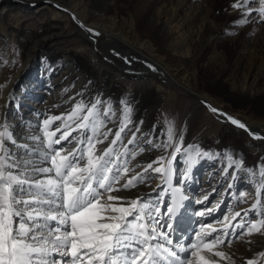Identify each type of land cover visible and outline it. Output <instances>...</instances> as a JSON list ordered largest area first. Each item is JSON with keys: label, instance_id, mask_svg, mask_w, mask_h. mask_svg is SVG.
I'll return each instance as SVG.
<instances>
[{"label": "bare ground", "instance_id": "obj_1", "mask_svg": "<svg viewBox=\"0 0 264 264\" xmlns=\"http://www.w3.org/2000/svg\"><path fill=\"white\" fill-rule=\"evenodd\" d=\"M261 8V0H0V132L6 129L15 141H5L9 154L48 166L29 150L45 151L41 141L46 132L65 123L75 128L68 115L79 105L82 117L99 101L96 107L105 125L100 132L111 129V133L97 149L107 147L123 127V144L117 142L115 148L124 152L126 146L129 154L135 153L134 159L128 157L129 167L146 177L144 183L111 195L129 201L149 196L151 203L160 205L170 201L157 217L166 225L164 211L172 206L169 195L179 188L185 199L176 210L170 234L175 244L177 231L184 233L179 242L186 251L177 254L186 264L189 260L200 264V256L209 264L255 260L264 248V228L259 233L247 231L250 224H259V217L264 220ZM36 69L40 72L31 73ZM39 90L48 98L37 99L38 109L31 110L28 102ZM52 117L64 119L45 126L44 121ZM229 117L245 127L233 124ZM159 119L165 123L164 132ZM170 128L171 146L165 149ZM231 131L234 136H229ZM60 135L56 132L54 138ZM85 135L86 130L71 131L54 147L67 146L65 151H70ZM181 137V151L172 159ZM191 152H197L198 158L192 159ZM160 156L171 160V187L164 181L148 186V172L150 177L161 174L143 169ZM180 159L185 169L177 170ZM164 163L168 167V160ZM28 168L31 176V165ZM218 184L221 191H215ZM242 188L246 190L232 199L220 221L216 216L203 220ZM258 189L260 205L253 209ZM209 203L210 211L200 210ZM252 214L257 217L247 221ZM239 230L251 237L248 249L229 240ZM214 237L224 243L209 251L204 244ZM216 251L224 252L225 258L215 256Z\"/></svg>", "mask_w": 264, "mask_h": 264}, {"label": "snow or ice", "instance_id": "obj_2", "mask_svg": "<svg viewBox=\"0 0 264 264\" xmlns=\"http://www.w3.org/2000/svg\"><path fill=\"white\" fill-rule=\"evenodd\" d=\"M260 12L264 13V8ZM99 103L91 105L82 117L78 115L82 110L78 105L77 110L67 117L73 120L75 128L67 123L57 125L55 131L46 132V139L41 141L45 151L29 150L30 153L36 151L42 157L41 164L48 166L10 155L5 141L13 144L15 141L6 129L0 132V264H186L177 254L186 249L179 242L174 244L170 234L176 210L185 199L179 188L173 189L172 206L164 211L168 219L166 225H161L157 219L161 211L158 203H151L143 197L129 201L111 195L144 183L146 177L129 167L128 157L130 155L134 159L135 153L129 154L126 146L124 152L115 148L117 142L123 144L120 136L123 127L114 134L107 147L97 149L96 145L103 144L111 133V129L100 132L105 125L99 119L96 107ZM212 111L217 110L213 108ZM61 119L64 118L52 117L45 120L44 125ZM229 119L233 124L245 127L243 123ZM63 128L70 130L63 131ZM78 130H86V135L76 140L70 151H65L67 146L54 147L66 140L71 131ZM56 132L61 133L59 138H54ZM34 139L40 140V137ZM133 141L134 137L128 140V144ZM168 141L165 149L171 146V128ZM181 145L182 137L174 148L172 159L181 151ZM24 147L28 148L27 145ZM166 160L168 167H165ZM153 164L158 166L153 167ZM29 165L31 176L27 175ZM149 169L160 173L164 183L171 187L172 169L168 157L160 156L148 163L143 171L148 172ZM130 171L133 173L131 176L128 175ZM261 175L264 176V170H261ZM121 180H124L123 184ZM261 187L264 188V182H261ZM256 196L253 209L260 205L259 189ZM112 201L121 203L118 206ZM262 228L264 220L250 224L247 231L249 234L253 231L259 233ZM223 243V239L214 237L204 247L211 251L212 247ZM191 255L197 253L192 252ZM214 255L226 256L222 251H216ZM260 255L264 257V252ZM199 260L200 264H209L203 256ZM247 264L256 262L248 260Z\"/></svg>", "mask_w": 264, "mask_h": 264}, {"label": "rangeland", "instance_id": "obj_3", "mask_svg": "<svg viewBox=\"0 0 264 264\" xmlns=\"http://www.w3.org/2000/svg\"><path fill=\"white\" fill-rule=\"evenodd\" d=\"M255 3V2H254ZM97 36H99V38L101 37L100 36V34L98 33V35ZM117 63L119 62V60H118V57H115V59H114ZM38 69V68H37ZM37 69L36 70H32V72L31 73H36V72H40V71H37ZM1 68H0V74H1ZM59 71H61V70H59ZM59 71H57V72H59ZM56 72V73H57ZM62 72V71H61ZM57 87V86H56ZM55 87V88H56ZM47 99L48 98V93H46V92H44V91H42V90H39V93H35L34 95H32V97L30 98V100H29V102H28V105H29V107H31V110H37L38 109V106H39V103L40 102H38L37 101V99ZM33 107V108H32ZM27 120H28V118H26ZM26 119H25V121H26ZM159 122H160V124L163 126V128L161 129L163 132H164V121H163V119L162 120H160L159 119ZM3 131H5V130H3ZM3 131H1V132H3ZM167 131V130H166ZM234 133L235 132H229V136H234ZM250 137H252V136H250ZM256 137H252V139H255ZM208 146L209 147H211V148H213V146H212V144L210 145L209 143H208ZM206 150H207V148H206ZM207 152H209V151H207ZM192 154H191V158L193 159V158H198V156H197V152L195 153V152H191ZM204 154L205 153H203L202 155L204 156ZM238 157V156H237ZM239 158V157H238ZM175 167H176V169L177 170H181V169H185V164H183V162L181 161V159L175 164ZM148 176H149V184H148V186L149 187H153V186H155L157 183H156V181L157 182H159V183H161V182H163V179L161 178V176L160 175H155V176H152V177H150V172H148ZM243 179V178H242ZM151 182H155V185L154 184H152ZM201 187H202V183L201 184H199V186H198V189H201ZM219 187V184L217 185V187H216V189H215V191H221L222 190V188H220ZM198 189H197V191H198ZM207 189V188H206ZM242 190H246V188H242V189H240V190H238V191H235V197H231V196H228L224 201H222L221 203H220V205H219V207L218 208H216V209H213V212H211L208 216H207V218H204L203 220L204 221H207L208 219H213V217L214 216H216V217H218L217 219H215V220H221L222 219V217L225 215V213H227V208L230 206V203L231 204H233L234 203V200H232L233 198H236L237 197V199H238V197L240 196V194H241V191ZM214 191V192H215ZM214 194H216V192L214 193ZM159 195H161V193H159ZM158 195V196H159ZM171 195H169V198H170V200H171ZM192 197H195V194H193V196ZM191 196H189V199H191V201L192 202H194V201H196V199H193ZM242 198V197H241ZM264 198V197H263ZM145 200H149V196H146L145 198H144ZM149 201H151V199L149 200ZM169 202L170 201H168L167 202V205H160V202H158V204H159V206H160V208H164L165 206H168L169 205ZM156 203H157V201H156ZM201 207V211H210V209H211V203H209V204H207V205H204V206H200ZM213 215V216H212ZM215 217V218H216ZM257 217V215L256 214H252L250 217H249V219H247V221H252L253 219H255ZM262 217H259V222H260V219H261ZM157 219H159V218H157ZM240 219L241 218H239V221H240ZM160 220V224L162 223V220L161 219H159ZM261 220H263V219H261ZM182 225H184L185 226V223H183ZM180 235H184V233H182L181 232V230L180 231H177V241H175V243L176 242H179V240H182L181 238H180ZM241 237V238H240ZM180 238V239H179ZM251 238V237H250ZM249 238V236H244V235H241V232H240V230L239 231H236V232H234L233 234H232V238L231 239H229L230 240V242H231V244H238V245H240V244H242L243 245V247L244 248H246V249H248L249 247H248V245H249V242H250V239ZM188 239V238H187ZM161 242H163V241H161ZM230 242L228 243V244H230ZM180 243H183V241H181V242H179V244ZM230 244V245H231ZM262 252H264V248L263 249H261L259 252H257V254H256V259L254 260L255 262H256V264H264V257H262L261 255H260V253H262Z\"/></svg>", "mask_w": 264, "mask_h": 264}]
</instances>
